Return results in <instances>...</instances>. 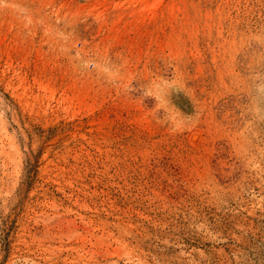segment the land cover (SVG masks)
Listing matches in <instances>:
<instances>
[{"label":"rangeland","instance_id":"rangeland-1","mask_svg":"<svg viewBox=\"0 0 264 264\" xmlns=\"http://www.w3.org/2000/svg\"><path fill=\"white\" fill-rule=\"evenodd\" d=\"M0 264H264V0H0Z\"/></svg>","mask_w":264,"mask_h":264}]
</instances>
